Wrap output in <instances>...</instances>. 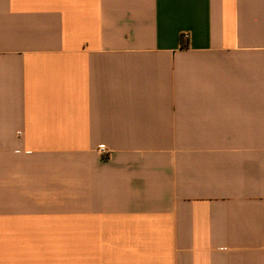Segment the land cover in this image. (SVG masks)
Masks as SVG:
<instances>
[{
	"label": "crops",
	"instance_id": "1",
	"mask_svg": "<svg viewBox=\"0 0 264 264\" xmlns=\"http://www.w3.org/2000/svg\"><path fill=\"white\" fill-rule=\"evenodd\" d=\"M0 264H264V0H0Z\"/></svg>",
	"mask_w": 264,
	"mask_h": 264
},
{
	"label": "built area",
	"instance_id": "2",
	"mask_svg": "<svg viewBox=\"0 0 264 264\" xmlns=\"http://www.w3.org/2000/svg\"><path fill=\"white\" fill-rule=\"evenodd\" d=\"M188 38H189V35H188V34H185V35H183V37H182V39H183L184 41H186ZM99 151H100V153H101L102 155H104V156L109 154V150L106 149L105 147H101V148L99 149Z\"/></svg>",
	"mask_w": 264,
	"mask_h": 264
}]
</instances>
